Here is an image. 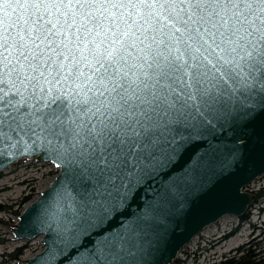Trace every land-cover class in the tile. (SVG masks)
Returning a JSON list of instances; mask_svg holds the SVG:
<instances>
[{
	"label": "snow or ice",
	"instance_id": "snow-or-ice-1",
	"mask_svg": "<svg viewBox=\"0 0 264 264\" xmlns=\"http://www.w3.org/2000/svg\"><path fill=\"white\" fill-rule=\"evenodd\" d=\"M255 34L264 45V0H0V142L18 138L20 143L23 136L41 133L51 137L49 144L56 142L53 148L67 173L82 181L83 194L63 225L74 233L114 211L137 178L178 150L179 128L170 140L164 137L171 125L191 120L210 128L221 110L235 117L264 112L262 86L227 98L204 91L203 107L196 106L195 114L184 110L192 105L177 109L171 104L163 121L147 110L129 120L125 117H135V109L121 112L128 104L129 74L155 67L156 83H185L188 76L198 84L204 66L192 53L208 45L206 37L216 48L235 44V52ZM193 40L201 47L193 49ZM260 72L258 83L264 84V68ZM66 82L76 96L83 95L77 101L82 112L91 111L89 103L104 105L108 97H119L113 109L119 115L109 117L115 130L101 121L99 130L93 124L87 133L100 145L93 151L85 152L76 139L79 132L67 143L62 139L69 135L63 119L69 105L52 93ZM100 112L96 107L93 115ZM124 241L113 236L72 259L75 264H126Z\"/></svg>",
	"mask_w": 264,
	"mask_h": 264
},
{
	"label": "water",
	"instance_id": "water-1",
	"mask_svg": "<svg viewBox=\"0 0 264 264\" xmlns=\"http://www.w3.org/2000/svg\"><path fill=\"white\" fill-rule=\"evenodd\" d=\"M258 37L255 34L246 38L241 42L246 47H237L235 52L231 51L235 44L224 43L216 48L210 37H206L209 43L204 47L190 41L193 49L201 47L200 52L192 53L204 66L198 84L188 76L183 77L185 83L171 80L156 83L155 67L134 69L135 75L130 73L128 78L131 86L124 94L128 104L121 112L134 108L136 116L125 117L131 120L140 118L139 113L147 110L163 121L171 104L177 109L192 105L184 110L195 114L196 106L203 107L204 91L227 98L240 90L264 86L258 83L262 79L260 69L264 68L261 63L264 45L258 42ZM216 40L219 43L220 37ZM248 52H252L251 57ZM185 59L189 57L186 55ZM70 83L58 85V90L52 93L69 105L63 117L69 135L62 139L67 143L79 132L76 139L84 145L85 152L93 151L100 145L87 133L93 124L99 130L101 121L115 130L109 117L119 115L113 111L119 107V97H108L104 105L89 103L91 111L82 112L77 101L84 97L76 96ZM252 94L256 99L255 93ZM96 107L101 112L94 116ZM176 128L180 129L178 150L169 152L161 163L137 178L114 211L110 209L102 220L74 233L66 232L63 225L71 216L70 206L74 207L73 202H78L83 194L82 181L67 173L62 157L53 148L56 142L49 144L51 137L43 133L23 136L20 143L18 138L0 142V173L24 159L51 163L58 169L49 188L23 210L10 228L14 241L41 239L42 250L24 260V264H75L72 257L78 251L91 250L94 245L100 247L113 236L125 238L126 264H173L179 253L208 227L226 216L246 215L256 200V193L247 188L264 175V112L235 117L232 112L221 110L210 128L183 120L164 132L166 140L176 136Z\"/></svg>",
	"mask_w": 264,
	"mask_h": 264
},
{
	"label": "rangeland",
	"instance_id": "rangeland-1",
	"mask_svg": "<svg viewBox=\"0 0 264 264\" xmlns=\"http://www.w3.org/2000/svg\"><path fill=\"white\" fill-rule=\"evenodd\" d=\"M57 174L58 169L53 164L29 159L21 160L0 173V206L5 207L0 210V264H24V260L42 250L41 239L14 241L10 228L18 219L16 214L22 209H20L22 200L29 197L23 207L25 209L49 188ZM247 189L256 193L250 214V219L256 227L253 236L252 229L245 223L235 236L225 239V236L237 226V218L226 216L208 227L179 253L177 259L185 262L182 264H221L229 258L230 252L231 256H234L235 249L246 246L257 236L263 245L261 250L263 252L264 196L257 200V193L264 190V175L253 181ZM20 247H26L24 255L19 260L11 261L9 256Z\"/></svg>",
	"mask_w": 264,
	"mask_h": 264
},
{
	"label": "flooded vegetation",
	"instance_id": "flooded-vegetation-1",
	"mask_svg": "<svg viewBox=\"0 0 264 264\" xmlns=\"http://www.w3.org/2000/svg\"><path fill=\"white\" fill-rule=\"evenodd\" d=\"M251 208L247 212L248 217L246 219L244 218L245 215L241 218H237L236 228H234L232 232H230L227 236H225V239H229L235 236L242 229L245 223L252 229L251 236H253V233L256 227H254V222L251 221L250 219ZM262 248H263V245L259 241V236H257L252 242H249L248 244H246V246L235 249L234 256H231L230 254L231 252H230L228 254L229 258H226V261H228L229 264H238V262H235V261L241 260L242 264H248L249 261L246 256L251 253L254 256V259L259 260ZM184 252L186 253V255H188V252H186V250ZM182 263H185V262L182 261Z\"/></svg>",
	"mask_w": 264,
	"mask_h": 264
},
{
	"label": "trees",
	"instance_id": "trees-1",
	"mask_svg": "<svg viewBox=\"0 0 264 264\" xmlns=\"http://www.w3.org/2000/svg\"><path fill=\"white\" fill-rule=\"evenodd\" d=\"M264 196V190L260 191L257 193V200H259V198L263 197ZM29 200V197L27 198H24L20 204V209L21 211H19L16 215L19 217V215L21 214V212L24 210L23 207L25 205V203ZM2 209H5V207H2L0 206V210ZM248 216L247 214L244 216V218L246 219ZM14 225V224H13ZM26 247H20L18 248L14 253H12L9 257L11 259V261H16V260H19L23 255H24V251H25ZM247 259L249 261L248 264H264V249H263V252L260 253V257H259V260L257 259H254V256L253 254H248L247 256ZM235 262H238V264H242L241 260L239 261H235ZM173 264H182V262L178 259H176L174 261ZM221 264H229L228 261H224L222 262Z\"/></svg>",
	"mask_w": 264,
	"mask_h": 264
}]
</instances>
